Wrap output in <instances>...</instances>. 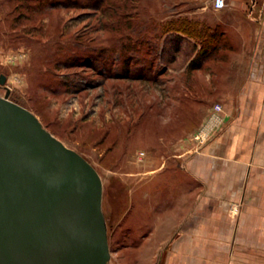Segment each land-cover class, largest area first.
I'll use <instances>...</instances> for the list:
<instances>
[{
	"label": "rangeland",
	"instance_id": "1",
	"mask_svg": "<svg viewBox=\"0 0 264 264\" xmlns=\"http://www.w3.org/2000/svg\"><path fill=\"white\" fill-rule=\"evenodd\" d=\"M220 18L213 0H0V95L99 171L109 264L149 226L135 189L215 137L193 138L216 105L244 103L226 95L242 81L225 78L237 49L214 34Z\"/></svg>",
	"mask_w": 264,
	"mask_h": 264
},
{
	"label": "crops",
	"instance_id": "2",
	"mask_svg": "<svg viewBox=\"0 0 264 264\" xmlns=\"http://www.w3.org/2000/svg\"><path fill=\"white\" fill-rule=\"evenodd\" d=\"M226 1L214 34L237 49L225 78L242 83L226 95L244 103L223 105L226 123L179 169L151 170L156 190L135 189L149 226L120 264H264V0Z\"/></svg>",
	"mask_w": 264,
	"mask_h": 264
},
{
	"label": "water",
	"instance_id": "3",
	"mask_svg": "<svg viewBox=\"0 0 264 264\" xmlns=\"http://www.w3.org/2000/svg\"><path fill=\"white\" fill-rule=\"evenodd\" d=\"M9 94L0 95V264H109L99 171Z\"/></svg>",
	"mask_w": 264,
	"mask_h": 264
},
{
	"label": "built area",
	"instance_id": "4",
	"mask_svg": "<svg viewBox=\"0 0 264 264\" xmlns=\"http://www.w3.org/2000/svg\"><path fill=\"white\" fill-rule=\"evenodd\" d=\"M226 0H213V6L216 9H222L226 6ZM224 107L219 104L210 112L207 119L203 122V124L198 128L196 133L194 134V139L200 144H205L215 132L220 130L222 125L224 124ZM197 143V144H198ZM237 204H234V208H236Z\"/></svg>",
	"mask_w": 264,
	"mask_h": 264
}]
</instances>
